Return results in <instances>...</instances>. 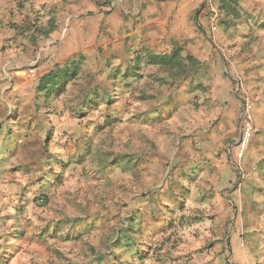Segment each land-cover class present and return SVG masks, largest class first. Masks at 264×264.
<instances>
[{
	"label": "rangeland",
	"instance_id": "rangeland-1",
	"mask_svg": "<svg viewBox=\"0 0 264 264\" xmlns=\"http://www.w3.org/2000/svg\"><path fill=\"white\" fill-rule=\"evenodd\" d=\"M48 1L42 5L19 0L11 8L6 3L4 18L20 17V32L31 41L40 34L45 36L52 21L68 23L79 51L76 56H83L84 66L103 69H82L52 104L53 110L41 112L42 116L33 105L34 88L29 84L10 87V97L7 94L6 98L10 105L3 110L0 107V115L20 112L26 118L10 121L11 135L0 132V264H237L240 260L264 264L263 233H228L226 227L235 224V217L216 219L202 204L201 208L192 204L193 212L179 218L176 215H181L185 205L170 203L160 209L167 216L175 215L165 222L174 226L156 233L152 227L149 232L144 229L145 219L135 218V211L143 205L137 199H142L144 191L146 194L149 189L166 199L170 196L172 202L175 196L191 194L193 188V169L180 175L173 167L168 171L171 164L163 163L177 139L172 136L177 133V121H158L155 116L148 127L138 122L132 131L130 126L133 114L161 108L159 101L169 93L158 82L163 72L152 67L134 86L130 79L123 81L118 74L109 73L111 67L130 60L129 53L121 54L127 58L118 57L121 47L113 33L116 0H101L99 8L89 10L88 18L80 23L69 14L81 11L61 12ZM100 13L110 29L104 36L91 32L100 22ZM140 65L146 66L147 61ZM146 93H152L153 106L140 100ZM14 99L21 100L19 109ZM90 99L95 101L93 106H85ZM18 125L29 129L25 136H17L21 131ZM159 156H163L160 167L163 164L164 169L149 171L152 166L146 162ZM134 161L139 163L138 170L131 168ZM185 175L190 179L187 186L181 180ZM163 182L164 190H160L156 185ZM151 185L156 187L150 189ZM44 195L46 203L37 198ZM237 209L232 206L234 215ZM178 222L185 226L181 231L177 230ZM231 236L233 242L243 237L261 242L260 249L233 252L226 245H230Z\"/></svg>",
	"mask_w": 264,
	"mask_h": 264
},
{
	"label": "crops",
	"instance_id": "crops-1",
	"mask_svg": "<svg viewBox=\"0 0 264 264\" xmlns=\"http://www.w3.org/2000/svg\"><path fill=\"white\" fill-rule=\"evenodd\" d=\"M33 1L34 4L37 2L42 5L45 2ZM116 1L118 8L114 11L113 33L114 37H118L121 47L118 57L127 58V54H121L129 53L130 60L126 65L111 67L109 73L114 72V76L118 74L123 81L130 79V84L134 86L144 79V72L148 73L156 68L163 72L158 82L169 90L166 97L163 96L159 101L161 108L154 110L151 107L143 114L131 116V129L135 131L138 122L148 127L153 124L155 116H158V121H177L174 128L177 133L172 135L177 139L163 163L171 164L167 168L168 171L173 167L180 175L193 169L191 180L188 175L181 179L183 186H187L189 180L193 182L191 194H186L184 198L175 196L171 202L170 196L166 199L164 195L150 193L147 189L146 194V191L141 194L142 199H137V203L143 205L135 211V218L145 219L143 226L147 232L151 227L153 233L159 230L163 232L168 226L165 223L166 218H174L175 215L167 216L160 208L180 201L185 205V210L181 215L179 212L176 217H182L185 212H193L192 204L200 208L202 204L203 207L208 206L211 217L216 219L229 218L231 215L235 217V224L226 227L228 233L264 234V0H217L219 15L215 28L210 26L204 0ZM17 2L19 0L0 1V14L3 15L0 17L2 110L10 105L6 98L7 94L10 97L11 89L25 88L26 84H29L31 89L34 88L32 103L37 109L36 87L40 76L79 52L75 47L76 41L70 36L71 26L68 23L63 25L58 20L53 21V27L47 30L45 36L40 34L36 41L23 37L20 32V19H17L20 17H14V20L4 18L8 10L6 3L7 6L9 3L11 8L16 6ZM48 2L52 7L58 6L61 12L81 11L79 14H69V17L77 19L78 23L88 18L89 10L97 9L103 3L101 0ZM99 15L97 18L100 22L90 31L94 35L101 32L104 36L103 33L110 29L106 26L104 15ZM147 52L170 56L176 62L173 61L175 64L172 63L171 66L148 63L146 66L133 65L131 58L134 55L146 57ZM84 68L103 69L83 65L82 69ZM27 76H30L29 80L25 79ZM147 78L146 76V80ZM2 80L9 83L4 85ZM247 94L251 96L254 105L255 133L247 151L240 156V110L243 96ZM150 95H141L140 100L153 106L152 93ZM14 100L13 103H16L19 109L21 100ZM58 100H53L50 108ZM162 107H166L168 112L165 113ZM25 118L20 112L16 115L1 114L0 125L4 128L11 127V120L16 122ZM18 127L21 130L19 133L25 136L29 129L19 125ZM55 129L56 127L53 130ZM152 158V161L146 162L152 166L149 171L164 169L163 164L160 167L163 156ZM138 164L134 161L131 168L138 170ZM171 180L169 178V182ZM156 186L164 190L165 183ZM156 186L151 185L150 189ZM233 205L238 207L235 215L232 211ZM173 224L169 223V226H174ZM183 227L185 228L183 223L178 222L177 230L181 231ZM248 238L243 237L241 241L233 242L234 237L231 236L230 245L228 242L226 244L227 248L230 246V249L237 253L258 246L260 249L261 242L257 244ZM246 263L250 262L240 260L237 264Z\"/></svg>",
	"mask_w": 264,
	"mask_h": 264
},
{
	"label": "trees",
	"instance_id": "trees-1",
	"mask_svg": "<svg viewBox=\"0 0 264 264\" xmlns=\"http://www.w3.org/2000/svg\"><path fill=\"white\" fill-rule=\"evenodd\" d=\"M112 1V0H108ZM52 20V18H50ZM54 22H51V27H53ZM146 57H141L140 54L137 56L134 55L131 58V62L133 65L140 66L142 61H147L149 64H158L161 66H168L175 64V60H173L170 56H163V55H153L152 53L146 54ZM174 61V62H173ZM83 67V56H74L66 60L64 63L56 64L50 71L40 76L38 80V84L36 87V105L37 110L40 112H46L50 110V104L53 100H57L61 97L62 94L66 91L67 87L79 76ZM128 76V75H126ZM93 101L90 99L87 102H84L85 106L92 107ZM91 103V105H90ZM1 124V123H0ZM7 131L8 136L11 135V128L7 127L4 128L0 125V132ZM18 137H23L24 135L19 133ZM48 142L49 139H48ZM3 150L0 151V154ZM56 156V155H55ZM53 158V157H52ZM49 158V161L53 160ZM62 161H57L59 164ZM43 194V193H42ZM46 203L48 198L44 196L37 197ZM120 243V240L117 241V244ZM115 244V245H117ZM140 259L144 260L143 256H139Z\"/></svg>",
	"mask_w": 264,
	"mask_h": 264
},
{
	"label": "built area",
	"instance_id": "built-area-1",
	"mask_svg": "<svg viewBox=\"0 0 264 264\" xmlns=\"http://www.w3.org/2000/svg\"><path fill=\"white\" fill-rule=\"evenodd\" d=\"M204 7L210 17V26L215 28L216 20L219 15L217 0H204ZM241 128L238 141V153L244 155L251 144L253 134L255 133V115L254 105L250 95H244L240 110Z\"/></svg>",
	"mask_w": 264,
	"mask_h": 264
}]
</instances>
